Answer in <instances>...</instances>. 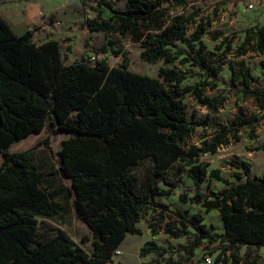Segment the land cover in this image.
<instances>
[{
  "label": "trees",
  "instance_id": "obj_1",
  "mask_svg": "<svg viewBox=\"0 0 264 264\" xmlns=\"http://www.w3.org/2000/svg\"><path fill=\"white\" fill-rule=\"evenodd\" d=\"M185 2L125 0L121 8L117 0H80L83 10L94 13L85 16L86 28L105 33L96 49L103 55L69 64L64 63L58 40L36 43L33 29L17 35L0 14V264H109L126 235L141 233L140 213L150 206L168 213L165 234L191 239L176 247L187 253L185 261L168 255L142 264H187L203 239L225 243L233 264H239L238 248L264 247V171L250 174L249 160H224L222 166L236 170L232 175L237 182H231L201 158L243 136L255 138V126L264 119V59L262 85L252 82L243 61L238 69L230 65V81L224 83L217 76L220 64L202 38L222 37L223 53L233 51L232 39L223 31H210L209 17L195 10L174 11ZM126 37L139 45L142 60H162L157 76L130 70L126 60L107 64L109 55L121 52L120 41ZM91 40L88 35L85 42ZM248 51L264 55V23L246 27L233 52L242 56ZM221 85L235 96L237 111L230 124L212 125L208 115L188 118L184 96L191 95L216 113L226 94L208 96L204 91ZM245 97L253 99L257 112L245 113L240 105ZM47 122L54 133L69 134L61 142L56 167L61 182L68 183L64 190L45 185L31 150L17 146L40 133ZM198 126L205 133L191 143L188 137ZM146 159L150 163L141 178L133 167ZM184 173L195 187L183 189L179 200L217 212L223 232L210 231L201 212L189 216L186 210H171L154 200L171 195ZM212 180L226 186L213 189ZM203 182L205 189L199 187ZM62 192L75 217L91 232L89 251L61 229L37 238L38 217L60 213L63 205L56 197ZM146 233L149 239L139 248V257L163 256L166 251L155 242L159 222L151 223Z\"/></svg>",
  "mask_w": 264,
  "mask_h": 264
},
{
  "label": "rangeland",
  "instance_id": "obj_2",
  "mask_svg": "<svg viewBox=\"0 0 264 264\" xmlns=\"http://www.w3.org/2000/svg\"><path fill=\"white\" fill-rule=\"evenodd\" d=\"M33 1V0H32ZM43 1H63V0H43ZM185 4L174 8L175 12H190L197 11L199 16H207L210 19V31L220 30L227 35V38H231L233 51L241 43L244 36V29L256 22L264 23V0H185ZM125 0H117L118 7H124ZM89 6H94L93 3L88 2ZM225 7L223 8V6ZM85 14L93 16L94 13L90 9L85 10ZM83 22L79 23L82 26ZM33 32L37 29V26L31 27ZM92 40L89 44L85 41L78 43L75 42L74 51L64 57V62L72 60L71 58L78 53V59L87 57L88 51L95 54L96 59H100L103 53H97L96 49L103 42L105 33L102 31L91 32L89 34ZM220 37L217 40H211L208 35L203 36V42L206 45V49L213 53V59L216 63L220 64V71L217 74L220 80L224 83L230 81L231 70L230 65L235 69L240 67V61H243L245 67L250 69L253 75V83L262 85L260 75L262 68L260 66V60L264 59V55H257L252 51H248L245 55L238 56L232 51L230 53H223L224 44H222ZM121 52L117 56L109 55L107 64L109 66L119 65L123 60L128 62L127 67L135 72L148 74L151 76H157L160 67L162 66V60L150 63L142 60L139 56V45L130 41L128 37L120 41ZM180 46V44H177ZM62 52H65V46L62 45ZM224 85L211 89L205 88V94L213 96L218 93L226 94V100L221 108L216 113H209L205 106L200 105L194 97L186 94L183 98L186 107V114L188 118L194 116L196 119H202L208 115L209 122L212 125H228L230 124L233 116L237 111V105L235 104V96L231 90H226ZM245 113L257 112L259 108L255 105L254 101L250 97H245L240 103ZM209 132V131H207ZM205 133L202 127H195L190 133L188 141L191 143H198L199 137ZM243 136L244 132L240 131ZM255 138L248 139L242 137L239 141L226 145H220L214 154L202 155V160H208L210 168H220L222 170V176L224 179H228L231 182H237L236 178L232 175L236 170L232 169L229 165L222 166L221 163L224 160H249L252 168L250 174L261 173L264 171V119L260 120L255 126ZM69 134L66 133H54L47 122L40 133L31 134L26 138L19 141L17 146L25 149H30L36 170L41 172L44 184L51 189L62 188L67 182H61L56 167L59 161L58 151L61 148V142L67 139ZM149 160H144L140 166L133 167V171L137 172L142 178L148 168ZM190 179V178H189ZM191 180V179H190ZM64 184V185H63ZM207 182L201 184L202 189L205 188ZM192 184L186 174L181 181L178 182V186L174 192L169 196H157L154 200L165 203L169 209H181L186 210L187 214L191 216L195 212H201L203 214V222L208 226L210 231L218 233L223 232V223L217 212H205L204 209L197 203L182 202L179 200L178 195L183 189H193ZM226 184L220 180H212L210 187L213 189H220L225 187ZM191 195V193H188ZM56 200L62 203L63 209L54 216L38 217V232L37 238H45L53 234L56 230H63L75 243L79 244L86 251L90 250L92 235L90 230L80 222L73 214L69 201L64 192L56 197ZM169 220V215L165 211H160L155 207H148L140 213L137 226L140 228L141 233L135 235H126L124 240L115 249L112 256V260L109 264H142L151 262L156 258L162 260L163 258L171 255L173 258L186 260L187 253L183 251H176V247L185 245L191 237L189 235L182 236L180 238H174L165 234L163 231V225ZM159 222L160 234L155 239V242L162 247L166 252L163 256H159L157 253H149L144 257H139L138 250L142 244L149 239L146 229L151 223ZM83 236L87 237V241L81 242ZM226 244L218 240L209 242L205 239L201 241L198 246L193 249V254L190 256L187 264H233L230 256V251L225 250ZM237 255L239 257V264L245 261H253L255 264H264V247H245L242 246L237 249ZM210 258V263L205 261V257ZM220 259V260H218Z\"/></svg>",
  "mask_w": 264,
  "mask_h": 264
},
{
  "label": "crops",
  "instance_id": "obj_3",
  "mask_svg": "<svg viewBox=\"0 0 264 264\" xmlns=\"http://www.w3.org/2000/svg\"><path fill=\"white\" fill-rule=\"evenodd\" d=\"M0 14L17 35L23 34L33 26H37V29L33 32V41L41 43L49 39L58 40L61 48L64 45L66 49L63 58L74 51L76 41L78 43L83 42L91 34L84 22L87 14H85L80 0L55 2L0 0ZM80 22H83L82 26H79ZM68 47L70 50H68ZM87 53L91 54L93 52L88 51ZM78 55L75 52V55L71 58L72 60L64 63L69 64L77 60ZM188 180L194 184L189 178ZM199 187L202 189L201 184Z\"/></svg>",
  "mask_w": 264,
  "mask_h": 264
},
{
  "label": "built area",
  "instance_id": "obj_4",
  "mask_svg": "<svg viewBox=\"0 0 264 264\" xmlns=\"http://www.w3.org/2000/svg\"><path fill=\"white\" fill-rule=\"evenodd\" d=\"M86 58H87V60H90V61H94V60H96V56H95L94 53L88 54ZM205 261H206L207 263H210V258H209L208 256H206V257H205Z\"/></svg>",
  "mask_w": 264,
  "mask_h": 264
}]
</instances>
